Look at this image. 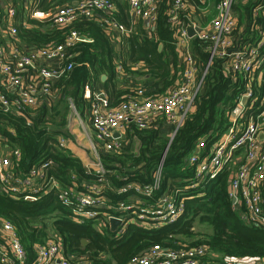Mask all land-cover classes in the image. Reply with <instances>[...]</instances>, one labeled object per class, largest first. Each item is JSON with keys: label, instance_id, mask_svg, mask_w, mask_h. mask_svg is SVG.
I'll return each instance as SVG.
<instances>
[{"label": "trees", "instance_id": "trees-1", "mask_svg": "<svg viewBox=\"0 0 264 264\" xmlns=\"http://www.w3.org/2000/svg\"><path fill=\"white\" fill-rule=\"evenodd\" d=\"M77 1L34 0L30 6L24 0H4L5 6L10 3L16 10L11 25L16 29V36L9 32L6 7L0 3V48L3 50L12 45L24 52L59 45L72 30L92 40V43L78 45L74 70L53 85L55 101L49 100L16 115L0 112V135L10 149L21 152L22 174L46 163L49 164L48 177L54 178L63 188L81 191L82 182H95L97 174L88 172L81 160L60 146L59 139L65 137L60 131H67L73 109L80 116L87 115L91 123V102L85 97L86 89L104 92L111 109L121 108L141 89L152 98L160 99L169 94L180 85L185 69L177 44L180 30L191 24L190 19L206 26L216 15L213 8L218 0H211L215 6H207V0H184V8L175 21H171L170 15L173 0H160L158 21L149 27V32L141 21H135V31L125 37L103 27L100 15L95 20L77 21L63 28L52 27L50 21L42 24L29 16L33 10L50 14ZM112 2L115 4L112 18L131 27L128 0L126 3ZM232 12L236 21L235 45L240 49L256 47L261 41L264 0H237ZM191 52L201 77L209 66L210 43L193 39ZM256 72L249 81L242 74L232 72L229 59H214L193 109L173 139L172 127L160 119L146 130L130 126L119 154H111L100 147V161L107 170L103 179L108 189L104 190L103 198L109 206L130 203L136 194L132 191L118 195V191L129 184H151L164 159L161 191L169 189L175 193L181 190L182 198L186 199V214L172 226L157 231L134 226L122 240H117L103 218L105 212L112 215V210H100V224L91 222L80 227L69 219L70 211L59 203L55 191L41 192L36 201H27L0 190V224L9 222L14 226L27 252V264L34 262L37 246L50 239L48 231L56 234L68 257L74 256L75 261L86 264H129L134 256L155 246L172 250L199 244L209 250L205 264L221 262L228 256L264 259V230L245 224L241 219L242 211L233 208L229 199V172L221 173L217 179L205 182L197 189H187L195 170L189 166L188 159L199 150L204 155L209 154L228 132L232 127L230 117L248 88H252L253 96L238 125L256 120L263 112L264 63ZM103 76L107 77L104 83ZM202 142L204 147L201 148ZM135 146H138L137 152ZM155 197L160 198V192ZM197 220L209 225L213 233L207 237L195 234L193 229ZM95 225L101 230L94 228ZM83 241L87 242L85 246Z\"/></svg>", "mask_w": 264, "mask_h": 264}, {"label": "built area", "instance_id": "built-area-1", "mask_svg": "<svg viewBox=\"0 0 264 264\" xmlns=\"http://www.w3.org/2000/svg\"><path fill=\"white\" fill-rule=\"evenodd\" d=\"M24 1L30 6L34 3V0ZM159 1L128 0L131 27L119 24L112 18L115 12L112 0H78L72 6L50 14L33 10L29 12V16L42 24L50 21L52 27L63 28L77 21L95 20L100 15L103 17V27L125 37L135 31V21H141L143 28L149 32V27L158 21ZM236 1L218 0L216 15L206 26L196 19H190L191 24L180 30L177 44L183 55L185 69L180 85L164 97H149L141 89L135 98L121 108L111 109L104 92L86 89L85 97L91 102V127L94 133L89 144L95 158V165L90 163L86 168L88 172L94 171L97 174L95 182H82L81 191L63 188L54 178L48 177L49 164L46 163L33 167L28 174H22L21 152L10 149L8 142L0 135V190L12 196H21L27 201H36L41 192L55 191L59 203L70 211L69 219L80 227L91 222L100 224V210H112V215L105 212L103 218L108 225L111 218L120 221L114 234L117 240H122L134 226L142 230L157 231L177 223L186 214V199L182 198L181 190H176L175 193L169 189L161 191L164 159L159 163L151 184H129L118 191V195L133 191L136 195L130 199V203L109 206L103 198V192L108 187L103 179L107 170L100 161V147L111 154H119L123 148L126 130L130 126L146 130L154 121L160 119L172 127L173 139L193 109L208 67L214 59H229L232 72L242 74L249 81L257 75L256 70L264 63V53H261L264 52V23L261 41L256 47L240 49L236 46L233 36L236 21L232 12ZM207 3L209 6L211 0H207L205 4ZM183 8L184 0H173L171 21L177 19ZM5 9L7 24L10 25L9 32L16 36V29L11 27L16 10L10 3ZM188 27L194 29L196 35L193 39L210 43L209 66L201 77L191 52L193 39L188 36ZM80 38L79 33L72 30L64 43L36 51L24 52L16 45L8 47L7 50L0 48V112L16 115L35 109L49 100L55 101L52 87L74 70L76 50L83 43ZM258 78L260 79L259 76ZM252 96V88H248L230 117L232 127L213 146L209 154L204 155L199 150L188 159L189 166H193L195 170L191 185L187 189H197L205 182L217 179L221 173L229 172V199L231 203L235 201L233 208L242 211L241 219L245 224L264 230V110L256 120L251 119L245 125H238ZM116 134L120 137L115 138ZM60 146L65 148V139L60 140ZM200 147H204V142ZM159 192L160 198H156ZM98 229L101 230L99 227ZM208 254V248L202 244L172 250L155 246L134 256L129 264H205ZM74 259V256L68 257L64 253L62 243L55 238L37 246L32 264H86ZM27 262V252L16 229L9 222H1L0 264ZM214 264H264V259L228 256Z\"/></svg>", "mask_w": 264, "mask_h": 264}, {"label": "crops", "instance_id": "crops-1", "mask_svg": "<svg viewBox=\"0 0 264 264\" xmlns=\"http://www.w3.org/2000/svg\"><path fill=\"white\" fill-rule=\"evenodd\" d=\"M0 3L4 6V0H1ZM211 5L215 6L214 3H212ZM214 9V13L216 12L215 8ZM74 112V110H73ZM77 115L79 116V121L84 122L85 124L88 125L89 130L91 131L92 135L94 136L93 130L91 129V123H90V118L87 117V115L85 116H80V114L78 112H76ZM71 118V115H70ZM69 123H70V119H69ZM85 126H80V128L84 131L87 132V130H84ZM70 132V131H69ZM68 132V129L66 131L65 137H60L59 140L61 139H65L66 141V150H68L72 155H74L76 158H78L79 160H81L83 162V164L86 166L88 164L91 163V156L88 153V146L85 144H89L88 139L86 140H82V137L87 136L86 134L82 135L80 129L77 128V126L75 128H73V136L72 137ZM76 137V138H75Z\"/></svg>", "mask_w": 264, "mask_h": 264}, {"label": "rangeland", "instance_id": "rangeland-1", "mask_svg": "<svg viewBox=\"0 0 264 264\" xmlns=\"http://www.w3.org/2000/svg\"><path fill=\"white\" fill-rule=\"evenodd\" d=\"M118 1H120V2H123V3H126V1L127 0H118ZM69 119H70V123L68 124L69 126H68V132H69V134L72 136V137H74L73 136V128H75L76 126H77V128L78 129H80V131H81V134L82 135H84V134H86L87 136H85V137H82V140L84 141V140H86V139H88V142H89V140L90 141H92L93 140V135H92V133H91V131L89 130V128H88V125L87 124H85L84 122H80L79 121V116L77 115V113L74 111H72L71 112V118L69 117ZM80 126H85L84 128V130H87V132H84L81 128H80ZM91 129H92V127H91ZM76 138V137H75ZM62 140V139H61ZM85 145H87L88 146V153H89V155L91 156V163L92 164H94L95 165V158L93 157V153H92V151H91V147H90V144H85ZM65 147H66V141H65ZM137 150H138V146H135V152H137ZM95 169V168H94ZM94 228H96V229H98V226L97 225H95L94 226ZM193 231L195 232V234H197V235H199V236H202V237H207V236H210L212 233H213V230H212V228L209 226V225H207V224H202L201 222H200V220H197L195 223H194V229H193ZM47 235H49V237L48 238H50V239H55L56 238V234L53 232V231H48L47 232ZM86 245V244H85ZM84 244H83V246H85ZM217 258V257H216ZM219 263V262H218Z\"/></svg>", "mask_w": 264, "mask_h": 264}, {"label": "water", "instance_id": "water-1", "mask_svg": "<svg viewBox=\"0 0 264 264\" xmlns=\"http://www.w3.org/2000/svg\"><path fill=\"white\" fill-rule=\"evenodd\" d=\"M187 33H188V36H189V38L190 39H193L194 37H195V32H194V29L192 28V27H188L187 28ZM81 41L82 42H84V43H92V40L91 39H89L88 37H86V36H81ZM162 49H163V45L161 44L160 46H159V51L161 52L162 51ZM106 80H107V77L106 76H103L102 77V82L104 83V82H106ZM246 103V101L244 100V104ZM62 134H66V130H62V131H60ZM120 136H119V134H116L115 135V138H119ZM232 205H235V201H233L232 202ZM120 226V221L119 220H117L116 218H111L110 220H109V228H110V232L112 233V234H115V232L117 231V229H118V227ZM83 244L85 245V244H87V242L86 241H83Z\"/></svg>", "mask_w": 264, "mask_h": 264}]
</instances>
